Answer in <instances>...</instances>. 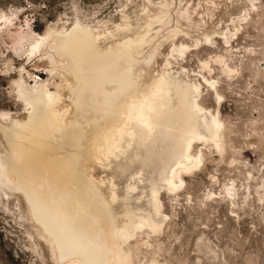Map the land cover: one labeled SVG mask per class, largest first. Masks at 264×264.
Instances as JSON below:
<instances>
[{
	"label": "rangeland",
	"instance_id": "obj_1",
	"mask_svg": "<svg viewBox=\"0 0 264 264\" xmlns=\"http://www.w3.org/2000/svg\"><path fill=\"white\" fill-rule=\"evenodd\" d=\"M0 15V112L14 118L27 116L18 82L48 80L52 90L65 85L63 70L51 61H65L51 47L56 36L35 53L29 43L77 22L100 33L103 48L146 33L135 71L143 69L147 80L167 70L199 82V102L224 121V150L211 140L193 142L203 163L179 188L162 190L163 229L138 236L151 245L140 244L135 258L145 264L152 257L163 264H264V0H0ZM62 93L69 103L68 90ZM97 168V177L115 173L123 191L126 178ZM28 208L23 194L0 188V264H77L59 259Z\"/></svg>",
	"mask_w": 264,
	"mask_h": 264
},
{
	"label": "bare ground",
	"instance_id": "obj_2",
	"mask_svg": "<svg viewBox=\"0 0 264 264\" xmlns=\"http://www.w3.org/2000/svg\"><path fill=\"white\" fill-rule=\"evenodd\" d=\"M87 25L77 22L29 43L35 53L56 36L51 47L65 61H51L63 70L65 85L52 90L48 80L17 83L27 116L0 112V188L24 195L39 236L59 259L145 264L135 256L140 244L151 242L138 236L163 229L162 190L179 188L203 163L202 150H192L195 140L224 150L225 124L218 110L199 102V82L167 70L147 80L143 69L135 71L146 33L103 48L101 34ZM215 94L223 97L216 87ZM97 167L126 178L123 191L115 173L95 176Z\"/></svg>",
	"mask_w": 264,
	"mask_h": 264
}]
</instances>
